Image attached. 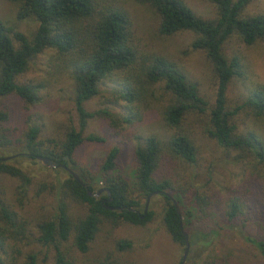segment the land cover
<instances>
[{"label":"trees","instance_id":"1","mask_svg":"<svg viewBox=\"0 0 264 264\" xmlns=\"http://www.w3.org/2000/svg\"><path fill=\"white\" fill-rule=\"evenodd\" d=\"M17 2L16 16H32L36 27L29 39L19 30L0 21V99L14 95L27 104L36 100L35 87L18 82V76L27 69L29 62L44 49H52L64 67L69 68L73 84V104L77 125L67 126L60 140H39L41 128L30 124L20 137L12 138V129L4 126L8 112L0 108V148H18L15 156L0 161V177L9 175L17 179V211L3 197L0 186V264H40L38 251L43 249L41 261L49 264H75L67 247L84 252L88 250L99 226L103 222L143 225L150 220V207L143 211L147 195L158 191L163 199L160 220L170 240L184 247L183 232L187 235L188 254L184 264H231V254H221L214 248L221 227L235 230L245 242L251 244L264 259V237L246 231V215L249 188L242 186L232 190L219 212L209 184L210 173L201 184L193 182L187 174V166L196 161L197 149L192 138L182 130L183 120L190 113H202L205 100L197 87L189 81L181 69L171 60L153 51L140 48L134 41L127 9L120 0H12ZM149 5L157 19L160 35L168 36L188 30L193 34L189 47L201 50L210 60L215 77L213 104L209 108L207 132L227 151H235L233 159L248 153L252 156L250 167L264 159L260 138L253 130H242L231 116L239 108H245L254 118L264 117V84L256 83L247 89L243 101L228 110L225 92L229 81L244 74L241 58L224 55L222 43L235 36L245 45L264 41V14L239 17L241 10L251 0H211L217 6L213 19L195 15L184 0H132ZM118 75L122 91L119 94L139 119L147 98L154 96V87L161 88L165 96L162 121L173 133L160 138L147 133L136 139L132 149L134 167L126 181L117 171L118 148L112 146L98 165L95 176L79 174L82 182L92 191L108 188L98 198L90 196L86 186L62 168L41 166L35 156H44L53 163H61L71 170L73 154L83 139L101 141L92 133L83 135L87 119L94 115L107 117L105 111L87 110L84 102L97 93L99 82ZM133 117L134 119H136ZM125 121L131 122L128 117ZM260 121V120H259ZM14 152V153H15ZM13 159V160H12ZM16 160V161H14ZM23 163L36 167L34 173L43 175L37 180V194L47 190L53 193L48 210H43L34 225L35 236L28 240L27 221L19 210L32 183L34 173L24 170ZM168 174H159L160 166ZM186 180L178 181L179 171ZM45 172H51L53 181L47 184ZM61 173L63 175L61 176ZM50 177V176H49ZM98 180L99 188L92 187ZM163 191V192H162ZM244 194L245 196L242 197ZM154 196V195H152ZM151 196V197H152ZM111 201H108L109 198ZM151 202H152V198ZM173 200L176 204H174ZM77 201L83 208L78 215L69 210V202ZM118 207V209H110ZM244 217H248L245 221ZM256 225H259L256 223ZM258 229V228H257ZM117 249L130 246L128 241L118 240ZM181 258L178 262L180 263ZM98 264H120L107 259Z\"/></svg>","mask_w":264,"mask_h":264},{"label":"rangeland","instance_id":"2","mask_svg":"<svg viewBox=\"0 0 264 264\" xmlns=\"http://www.w3.org/2000/svg\"><path fill=\"white\" fill-rule=\"evenodd\" d=\"M120 1L128 11L135 43L146 51L157 52L174 62L185 77L196 85L199 95L206 102L202 113L190 112L183 120L182 131L192 138L197 149L196 161L192 166H187V174L189 172L194 179L193 182L201 184L210 173L212 183L208 186L215 203L214 208L219 209V212L224 200L232 194V190L240 188L242 184L247 186L249 195L246 215L252 221H247L246 226L249 227L245 230L264 237V159L253 169L250 167L252 159L250 154L246 153L233 159L232 156L236 152L222 148L207 132L208 112L213 104L215 91V74L207 55L201 50H193L189 47L194 36L188 30L168 36L160 35L156 28V15L149 5L135 3L132 0ZM184 1L191 11L201 18L213 19L217 15V6L211 0ZM16 9L17 2L0 0V21L21 31L29 39L37 25L36 20L32 16L18 18ZM257 14H264V0H251L240 11L239 17ZM222 51L227 57H231L232 54L238 55L243 64V76L232 78L226 88L225 107L231 110L243 101L248 88L256 83L264 84V41L245 45L233 35L222 43ZM69 71L52 49H44L29 62L27 69L16 76L18 82H26L35 87L36 100L27 104L11 94L0 99V108L8 112V118L3 125L12 129V138L20 137L28 125L37 124L41 128L39 140L43 145H48L46 142L60 140L67 126L77 125L72 76ZM120 82L118 75L102 79L96 95L84 102L87 110L105 111L108 116L96 114L87 119L83 135L96 134L100 136L101 141L83 139L76 147L71 166L79 174L95 176L105 153L112 146H116L119 150L116 158L117 171L129 181V172L134 167L132 149L136 139L147 133H155L160 138L168 137L173 133L172 129L162 121L165 96L161 88H153L154 96L147 98L146 106L140 110L141 115L137 119L132 116L133 109L128 108L129 105L119 98L122 91ZM125 117L131 122L125 121ZM231 120L240 129L255 132L260 138L264 155V117L259 118L260 121L254 120L245 108H239L231 116ZM14 145V147L0 148V156L19 151L20 146L17 142ZM14 158L17 160V156ZM30 164V162H22L24 170L29 172L32 170L34 173L36 167ZM44 174L47 184L53 181L51 172ZM159 174H168V169L161 165ZM183 175L185 174L180 170L178 181L186 180ZM42 177L43 175L34 173L27 195H24L25 204L18 209L27 221L28 240H32L35 236L34 225L44 215L42 211H47L48 204L53 201V193L47 190L37 194V180ZM16 184L17 179L12 176L0 177L3 197L17 211ZM100 184L98 180H92L91 183L95 189L99 188ZM150 198L152 202L149 199L146 208L150 207L153 214L145 224L136 226L124 222L116 224L103 222L89 243L87 251L80 252L73 247H67L66 250L75 264H98L107 257L120 264H178L183 248L170 240L162 226L160 212L164 205L163 199L157 195ZM82 208L77 201L69 202V210L75 216ZM248 217H244L245 221ZM219 232L214 248L223 255L230 253L231 264H264L259 252L235 234L234 229L221 227ZM118 240L128 241L130 246L119 250L115 246ZM35 250H39V263L49 264L51 253L48 259L42 262L44 250Z\"/></svg>","mask_w":264,"mask_h":264},{"label":"water","instance_id":"3","mask_svg":"<svg viewBox=\"0 0 264 264\" xmlns=\"http://www.w3.org/2000/svg\"><path fill=\"white\" fill-rule=\"evenodd\" d=\"M18 153H22V152H15V153H10V154H6V156H0V161H6V159H9L15 155H17ZM35 159L39 161V163L42 165V166H46V167H51V168H62L64 169L68 174H70L72 177H74L79 183H82L84 186H86L83 182H82V179L81 177H79V175L72 169H70L68 166L64 165V164H61V163H53L49 158L47 157H44V156H35ZM86 189H87V192L90 196H93L95 198H98L100 196V194L104 191H106L108 194H110L108 188H99L97 189L95 192L90 190L87 186H86ZM163 192V191H162ZM158 191H151L148 193L147 195V199H146V202L144 204V208H143V211L146 210V207H147V204H148V201L150 199V197L152 195H155L157 194ZM112 198L110 197L108 199V201H111ZM174 204L175 201L173 200ZM107 208H110V209H118V207H110V206H106ZM183 236H184V247H183V250H182V256H181V261L179 264H183L184 261L186 260V257H187V250H188V247H189V244H188V241H187V235L185 232H183Z\"/></svg>","mask_w":264,"mask_h":264}]
</instances>
